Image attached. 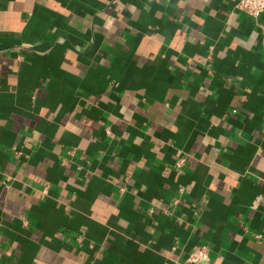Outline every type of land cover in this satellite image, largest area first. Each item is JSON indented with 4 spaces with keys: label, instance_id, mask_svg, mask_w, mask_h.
Here are the masks:
<instances>
[{
    "label": "crops",
    "instance_id": "obj_1",
    "mask_svg": "<svg viewBox=\"0 0 264 264\" xmlns=\"http://www.w3.org/2000/svg\"><path fill=\"white\" fill-rule=\"evenodd\" d=\"M235 2L0 0V264H264V11Z\"/></svg>",
    "mask_w": 264,
    "mask_h": 264
},
{
    "label": "built area",
    "instance_id": "obj_2",
    "mask_svg": "<svg viewBox=\"0 0 264 264\" xmlns=\"http://www.w3.org/2000/svg\"><path fill=\"white\" fill-rule=\"evenodd\" d=\"M234 8L244 12L245 14L258 18L264 11V0H236ZM261 41L264 42V26H261ZM14 153L19 154V150H14ZM183 159L177 160L176 164L181 165ZM185 261L188 264H201L209 261V249L205 245L193 246L186 255Z\"/></svg>",
    "mask_w": 264,
    "mask_h": 264
}]
</instances>
